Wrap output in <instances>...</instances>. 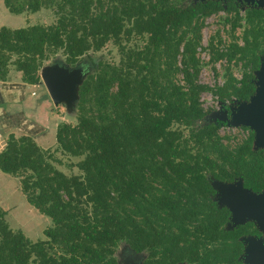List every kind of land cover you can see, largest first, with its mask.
Wrapping results in <instances>:
<instances>
[{
  "label": "trees",
  "instance_id": "16d2710c",
  "mask_svg": "<svg viewBox=\"0 0 264 264\" xmlns=\"http://www.w3.org/2000/svg\"><path fill=\"white\" fill-rule=\"evenodd\" d=\"M234 1L3 0L11 14L49 8L56 20L0 26V81L14 67L22 82L36 84L51 55L59 52L74 66L108 41L120 57L99 60L78 87L76 122L57 124L56 149L80 158L79 173L53 164V153L34 140L38 130L22 111L0 121V134L7 132L0 171L16 177L27 203L51 220L45 238L33 241L0 209V264H119L120 242L145 252L143 264L238 262L240 239L251 224L226 228L230 211L214 199L211 179H241L243 187L263 191L264 148L254 147L252 130L232 147L222 142L220 123L198 125L207 114L200 94L247 101L255 76L245 70L238 81L228 67L225 82L211 88L197 81L195 52L201 19L223 3L233 9ZM262 15L260 8L247 10L243 45L234 40L219 49L211 42L212 60H243L256 71L264 56ZM241 19L236 12L232 31ZM134 37L144 39L141 47L128 44ZM13 97L0 98V105L10 107Z\"/></svg>",
  "mask_w": 264,
  "mask_h": 264
},
{
  "label": "rangeland",
  "instance_id": "374dc122",
  "mask_svg": "<svg viewBox=\"0 0 264 264\" xmlns=\"http://www.w3.org/2000/svg\"><path fill=\"white\" fill-rule=\"evenodd\" d=\"M238 1V0H236ZM245 2V1H243ZM249 1L248 3H250ZM257 4V1L254 0ZM246 3V2H245ZM253 3V2H252ZM1 7L0 4V26L6 25L12 28H20L27 24H44L48 25L53 23L56 20V15L49 8H43L35 13H23L20 15L11 14L5 8L3 0ZM243 10H241V14H243ZM233 13H227L224 11H220L213 15H208L201 19L202 27H201V40L200 43L196 47V57L199 58L200 62V71L198 74L197 81L201 84L207 85L211 88H215L218 83L223 84L226 80L225 72L229 67L230 72L234 76V78L238 81L241 80L243 73L245 70H248L249 65L245 66L243 60H232L231 62H227L226 58H221L218 60H212L213 51L210 48V43L212 42L215 48L223 49L229 46L231 42L234 40L238 42L240 45H243V35L244 28L246 25L243 23L242 19L239 21V25L232 31L231 22L234 18ZM229 19V21L226 20ZM144 39L140 38H132L131 41L128 42L129 45H137L141 47L143 45ZM200 48V50H199ZM261 48L264 47L262 46ZM203 52L205 54L203 55ZM262 55V54H261ZM119 52L111 41H108L99 51H89L85 55L81 57V59L75 64L77 75L82 79L89 73L92 72L99 60H107L109 62L117 63L119 61ZM180 62L181 56L178 57ZM59 64L65 65L64 58L61 53H56V55H51L48 60H45L40 70L45 66ZM261 64H264V56H261ZM66 66V65H65ZM264 66V65H263ZM10 77L9 79L12 81L21 80V74L13 70L14 67H10ZM39 70V72H40ZM59 72H64V68H59ZM258 72H254V76H257ZM176 81L180 84H183V74L178 73L176 77ZM37 86H26V93L30 94L31 91L35 92L34 98H41L42 105V114H38V119H40L39 123L43 125V133H40L36 136V141L43 148L49 149L54 158L57 161H53V164L64 173L71 175L77 174L80 171L75 166V163L80 159L79 157L69 156L67 154L62 153L60 150L56 149V141H55V130L57 124L60 122H70L75 123L76 118V103L77 100L74 101L73 108H66L64 105L59 104L58 106L53 105L51 101L47 89L41 81ZM214 84V85H211ZM206 93H211L212 96L214 94L207 90L203 91ZM202 92V93H203ZM201 93V94H202ZM200 94V103L201 106L207 111V115L212 113L213 111L219 108H215V104L211 103L209 105V101L207 98L210 95L205 94V98L201 100ZM77 97V95H76ZM77 99V98H76ZM36 100V99H35ZM238 102L242 103V100L232 97L229 99V103L223 105V110H228V118H231L229 107L236 109L239 107ZM33 100H28L25 103L26 109L32 108ZM69 110V111H68ZM207 123H220V127L218 128V134L221 136L222 142L228 144L229 146H235L241 143L246 136L249 134L250 127L244 125H232L227 124L226 121H221L217 117L203 118L198 125L207 124ZM45 127V129H44ZM17 135L21 134L18 129L21 130L23 128H15ZM6 137V135H4ZM3 136V137H4ZM3 139V138H1ZM3 144L2 140H0V146ZM238 182V181H237ZM236 182V183H237ZM211 183L214 186H218L215 179H211ZM239 183V182H238ZM217 189V193L214 196V199L218 203V205H223L225 203V199L223 196V192ZM0 209H3L6 213L5 218L8 221L9 225L13 229L22 230L25 235L33 241L38 239H44L43 231L49 225H51V220L39 213L36 209L27 203L24 194L20 190L19 182L16 177H13L9 174L3 173L0 171ZM249 220L244 219L242 222ZM236 218H233L231 214V218L227 223L226 228L233 227L238 224ZM260 228V227H259ZM260 230L264 233V231L260 228ZM115 256L118 260L119 264H142L143 259L147 256L145 252H135L133 251L126 243L120 242L116 248Z\"/></svg>",
  "mask_w": 264,
  "mask_h": 264
},
{
  "label": "water",
  "instance_id": "95a60500",
  "mask_svg": "<svg viewBox=\"0 0 264 264\" xmlns=\"http://www.w3.org/2000/svg\"><path fill=\"white\" fill-rule=\"evenodd\" d=\"M254 2V0H238ZM259 7L264 8V0H256ZM66 65V66H65ZM65 65L54 64L45 66L40 70V77L45 85L47 92L54 105L65 104L68 109L74 107V101L78 99V87L82 82L81 77L76 73V66L70 67ZM264 64L256 70L255 76V92L247 101L238 102L239 107L234 111L229 107L231 118H228V110H223L224 103L220 101L219 108L212 113L206 114L204 118L217 117L221 121H226L227 124L244 125L250 127L254 133L253 145L255 148H264ZM59 68H64V72H59ZM77 95V97H76ZM77 98V99H76ZM69 111V110H68ZM218 186L212 187L223 192L225 203L223 204L230 211L233 218L237 219L238 224H242L244 219L253 220L257 226L264 231V190L261 192H253L252 190L243 187L242 180H236L232 183L215 180ZM239 183H238V182ZM237 182V183H236ZM218 204V203H217ZM222 204L219 206H223ZM237 225V224H236ZM259 228V229H260ZM250 248V247H249ZM263 248H258L257 251H248L246 247V260L250 264H264V253L260 251Z\"/></svg>",
  "mask_w": 264,
  "mask_h": 264
},
{
  "label": "crops",
  "instance_id": "0c3cea01",
  "mask_svg": "<svg viewBox=\"0 0 264 264\" xmlns=\"http://www.w3.org/2000/svg\"><path fill=\"white\" fill-rule=\"evenodd\" d=\"M0 4H1V7H3L2 0H0ZM3 9H6V7L3 8ZM69 66L70 67H74L75 65L74 66L69 65ZM10 71H11V69H10ZM13 71L16 72V75L19 72V71H16V70H13ZM10 75L11 74L9 72V74H8V80L7 81H0V98L6 97L7 95L12 96V95H14V93H15V97L11 98V102L12 103L10 104V107L8 106V107L4 108V107H2L0 105V121H2V122L9 121V115L8 114H9V112H12L13 110L22 111L23 117L26 120L31 121L35 125V130H38V132L32 134L33 137H34V140L36 141V136L38 134L44 132L43 125L42 124H39V123H43V122H40V119H38V117H37L38 114H42V110H43L42 109V105H43V102H42V100H40L41 98H34L35 97V96H33V95H35V92L34 91H31L30 94L26 93V86L27 85L37 86L40 83L27 84V83H24V82H22L21 80H18V79H17V81H12V80L9 79ZM39 76H40V72H39ZM40 81H41V83H43L41 77H40ZM31 99L33 100L32 108L26 109L25 103L28 100H31ZM58 105H55V106H58ZM62 105H64V104H62ZM36 127H38V129H36ZM44 129H45V127H44ZM9 130L17 133L16 131H14V130H16L15 128H13V129L10 128ZM17 131H20L19 133H22L23 132L22 129L21 130L18 129ZM6 134H7V132H4L3 135L0 134V140H2V142H3V144L0 146V151H1V149L5 145V136L4 135H6ZM1 138H3V139H1Z\"/></svg>",
  "mask_w": 264,
  "mask_h": 264
},
{
  "label": "flooded vegetation",
  "instance_id": "af4514ba",
  "mask_svg": "<svg viewBox=\"0 0 264 264\" xmlns=\"http://www.w3.org/2000/svg\"><path fill=\"white\" fill-rule=\"evenodd\" d=\"M193 1L194 2H198V1H201L202 2L203 0H193ZM234 6L235 7L233 9L228 10L227 3H223V9L222 10H219L218 12L224 11V12H227V13H233L234 15L236 14V12H238V15L241 16L243 23L247 26V21L245 19L247 10L249 8H251V7L260 8L262 10V12H263V15L258 20H260V23L261 24L264 23V8L259 7L255 2H253V3L252 2L245 3L243 1H234ZM241 10L244 11L243 14H241ZM218 12H214V13H211L209 15L211 16V15H213L215 13H218ZM245 28H244V30H245ZM249 72H251L252 74H254V72H255V69L253 68V66L251 64H250V66H249V68L247 70V73H249ZM242 78H243V76H242ZM251 81L254 84L256 83V79H254V78L251 79ZM229 220L230 219L228 218V221L225 224L226 226H227V223L229 222ZM245 222L251 224V226H250V232L249 233H246L245 235H243L241 237V239H240V241L242 243V253L240 254V256L238 258V262L236 264H250L246 260V258H247V255L245 253L246 247H248V251L249 250H251V251H257L259 247L264 249V233L259 229V227L257 226V224H256L255 221H253V220H246ZM235 226L236 225H234L233 227H235ZM233 227H230V228H233ZM259 251H260V249H259ZM260 252L263 254L264 253V250H262ZM142 264H143V261H142ZM178 264H183V263H178Z\"/></svg>",
  "mask_w": 264,
  "mask_h": 264
},
{
  "label": "built area",
  "instance_id": "2783aa9c",
  "mask_svg": "<svg viewBox=\"0 0 264 264\" xmlns=\"http://www.w3.org/2000/svg\"><path fill=\"white\" fill-rule=\"evenodd\" d=\"M199 50H200V48H199ZM204 54H205V52H203V55H204ZM211 85H214V84H211ZM217 85H222V84H221V83H218ZM205 94L210 95V96L207 98V101H209V105H210L211 103H213V104L216 105L215 108H217L218 105H219V103H220V101H221V100L219 99V97H218L217 95L212 96L211 93L203 92V93L201 94V100L205 98ZM222 102H223L224 105H225V104L229 103V99H225V100L222 101Z\"/></svg>",
  "mask_w": 264,
  "mask_h": 264
}]
</instances>
